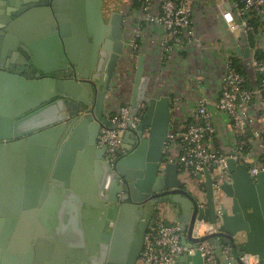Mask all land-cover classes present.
Here are the masks:
<instances>
[{
    "label": "crops",
    "instance_id": "crops-1",
    "mask_svg": "<svg viewBox=\"0 0 264 264\" xmlns=\"http://www.w3.org/2000/svg\"><path fill=\"white\" fill-rule=\"evenodd\" d=\"M233 1L191 0L196 36L185 46L174 45L168 56L162 59L167 32L158 23L142 20L139 5L136 8L131 6L129 0H125L124 31L131 62L124 71L121 70L123 66L120 63L118 65L112 92L106 96L104 116L107 117L123 104H129L132 109V102H138L143 94L157 90L159 95L171 98L169 131H175L190 122L196 101L205 96L217 126L214 147L227 154L235 152L238 137L231 119L215 106L221 75L226 60L236 57L248 77L247 85H258L260 73L254 66V60L257 59V50L264 51V27L258 23L257 32L250 37L240 28L228 26L222 11ZM38 3L39 0H0V15L7 17V13L20 12ZM88 3L91 1L86 0V8ZM63 22L73 26L68 16L64 17ZM14 23L12 29L7 30V24L0 19V63L5 67L12 64L15 66L14 62H19L16 60V44L22 39L36 43L30 56L37 64L32 61L25 66L24 73L31 74L33 69L64 72L68 65L73 66L70 60H64L51 41L55 33L54 20L49 18L46 11H35ZM68 30V37L72 38L73 27ZM136 33L139 36L135 48L131 41ZM237 46H249L250 55L246 57L243 53L239 54ZM90 56L88 53V59ZM76 58L84 61L80 48L76 50ZM141 59L142 72L138 75ZM144 81H147V86L141 94L140 87ZM247 109L254 116L255 122L246 132L249 145L246 161L249 166H260L264 149L254 133L260 130L264 134V93L256 95ZM90 135L89 128L79 131L70 148L60 157L55 156L51 170L59 175L57 179L63 183V189L66 188L63 177L67 173V182L75 189L84 191L92 187L96 190L97 199H100L106 172L103 171L99 156L103 154L105 162V150L102 151L103 146L98 144V138L95 149H86ZM8 143L9 140L0 139V264H27L26 253L30 248L32 255L29 264H131L129 257L138 242L142 214L125 212L119 217L116 210L112 213L116 214L114 218H106L104 221L101 218L104 210L81 206L71 195L72 187L67 188L71 193L58 192L51 181L44 204L40 206V197L35 189L40 179L38 163L32 162L27 166L22 146L11 148ZM128 145L124 141V146ZM178 176L184 188L194 193L201 202L205 201L204 178L192 177L181 169ZM240 190H244L243 184ZM178 218L179 211L169 203L165 209L156 213L146 229L158 219L178 223ZM57 234L60 239L56 237ZM252 240L253 248L264 252V227L253 233ZM141 250L135 264H143L140 260ZM260 252L254 253L258 264H261Z\"/></svg>",
    "mask_w": 264,
    "mask_h": 264
},
{
    "label": "water",
    "instance_id": "water-1",
    "mask_svg": "<svg viewBox=\"0 0 264 264\" xmlns=\"http://www.w3.org/2000/svg\"><path fill=\"white\" fill-rule=\"evenodd\" d=\"M90 1L86 8V0H39L37 5L27 6L20 12L7 13V17L0 15V19L7 24L5 27L8 26L7 30H11L15 20L24 19L35 11H46L49 18L54 20L55 33L51 41L64 60H70L73 64L68 65L64 72L37 71L32 68L33 73H24L25 66L32 61L37 64L30 56L36 43L29 39L18 41L16 60L19 62L7 67L0 63V139L9 140L8 146L11 148L22 146L27 166L32 162L38 163L40 179L35 189L40 197V206L44 204L51 181L58 192L71 193L67 188L72 187L71 195L81 206L104 210L101 216L104 221L114 218L116 214L112 213L116 210L119 217L125 212L142 214L138 242L135 243L129 263L135 264L137 261L146 227L155 213L170 203L179 211L181 242L186 249L209 239L222 264H244L240 258L242 255L260 252L253 248L252 238L253 233L264 227V170L253 175L250 171L253 165L238 163L229 157L227 167L232 180L222 181L218 195L215 194L212 173L206 170L198 174V178H204L205 181L206 199L204 203L201 202L194 193L184 188L178 176L179 166L176 163H162L172 108L171 98L159 95L157 90L143 94L138 102H132V113H140L142 120L135 128L123 133L125 143H129L124 146L127 152L119 159L117 167L123 182L110 172L103 162V154L98 155L106 172L100 199H97L96 190L92 187L84 191L75 189L67 182V173L63 177L66 190L63 189V183L57 179L59 175L55 170L52 172L55 156L60 157L70 148L79 131L90 129L86 149H95L101 126L110 125L104 116V104L107 94L112 92L117 67L123 58L129 60L125 55L123 14L110 15L105 23L103 1ZM65 16L72 20L73 26L63 22ZM9 18L11 20L7 22ZM69 27H73L72 38L68 37ZM108 31V40L99 50L102 34ZM93 46V56L88 59V52ZM77 48L81 49L84 61L77 60ZM250 49L249 46L236 47L237 52L246 57L250 55ZM139 64L138 75L142 72V59ZM146 84L147 81L142 83L141 94ZM104 150L105 147H102ZM241 184L244 185L242 191ZM200 221L215 225L217 231L194 237L195 226ZM56 237L60 239V235ZM225 246L230 248L228 257L223 254ZM260 253L263 260L259 257V261L264 264V252ZM31 255L30 248L26 253L27 264L31 261ZM173 264H203V258L201 252L196 250L193 254H182Z\"/></svg>",
    "mask_w": 264,
    "mask_h": 264
},
{
    "label": "built area",
    "instance_id": "built-area-1",
    "mask_svg": "<svg viewBox=\"0 0 264 264\" xmlns=\"http://www.w3.org/2000/svg\"><path fill=\"white\" fill-rule=\"evenodd\" d=\"M135 1L142 12V20L158 23L167 32L162 59L168 56L174 45L185 46L196 36L191 0ZM222 17L231 28L238 27L247 35H254L258 29L255 21L264 27V0H234L230 8L223 9ZM138 36L136 33L131 41L135 48ZM254 66L260 73L259 83L255 87H249L247 75L239 71L233 65L232 57H229L221 75L215 102L216 108L230 117L236 131L238 141L235 152L227 154L214 147L213 140L217 134V126L209 100L205 96H201L196 101L190 122L179 130L169 131L164 144L163 165L176 163L179 169L197 178L198 174L209 170L213 175L216 195L220 193L222 181L231 179L227 167L229 157L248 164L246 160L249 155V145L246 132L247 128L254 124L255 118L247 107L256 95L264 92V59H255ZM106 118L110 125L101 126L98 144L105 147V163L110 172L119 176L118 162L127 152L124 148L123 133L135 128L141 122L142 115L133 114L130 105L123 104L109 113ZM254 136L264 149V134L257 130ZM262 170H264V157L263 163L260 166H253L251 173L257 175ZM119 181L123 182L120 176ZM216 231L215 225L200 221L197 222L193 234L194 237H202ZM196 250L201 252L203 264H222L216 254L215 246L209 239L201 240L186 249L181 242L180 225L158 219L144 233L140 260L143 264H173L182 254L186 252L193 254ZM229 250L228 246L223 249L226 257ZM240 258L244 264H258V258L253 254L245 253Z\"/></svg>",
    "mask_w": 264,
    "mask_h": 264
},
{
    "label": "flooded vegetation",
    "instance_id": "flooded-vegetation-1",
    "mask_svg": "<svg viewBox=\"0 0 264 264\" xmlns=\"http://www.w3.org/2000/svg\"><path fill=\"white\" fill-rule=\"evenodd\" d=\"M102 10H103V19L105 23L107 22V17L110 15H117L119 13L123 14V19L125 20L124 6L125 0H102ZM123 29H124V21H123ZM110 32H104L102 34V38L99 43V50L102 48V45L105 44L108 40ZM91 39H89L90 41ZM95 50V46L91 47L89 50V54L93 56Z\"/></svg>",
    "mask_w": 264,
    "mask_h": 264
},
{
    "label": "trees",
    "instance_id": "trees-1",
    "mask_svg": "<svg viewBox=\"0 0 264 264\" xmlns=\"http://www.w3.org/2000/svg\"><path fill=\"white\" fill-rule=\"evenodd\" d=\"M138 4V3H136ZM255 25L258 26V22L255 21ZM250 37L253 36V34L249 35ZM255 58L257 59H264V51L257 50L255 53ZM233 65L241 72L245 73V70L243 69V66L241 65L240 61L236 57H232ZM264 93V92H263Z\"/></svg>",
    "mask_w": 264,
    "mask_h": 264
},
{
    "label": "rangeland",
    "instance_id": "rangeland-1",
    "mask_svg": "<svg viewBox=\"0 0 264 264\" xmlns=\"http://www.w3.org/2000/svg\"><path fill=\"white\" fill-rule=\"evenodd\" d=\"M129 2L131 3V6H134V7H138V4H136L137 2L135 0H129ZM140 8V7H139ZM126 39V37H125ZM127 54L129 60H125L124 58L121 60L122 62H120V66L122 65L123 67L121 68L122 71H124L125 69H127L128 65L130 64V59H131V56L129 54V51L127 50V47H126V53L125 55ZM156 215V213H155Z\"/></svg>",
    "mask_w": 264,
    "mask_h": 264
}]
</instances>
